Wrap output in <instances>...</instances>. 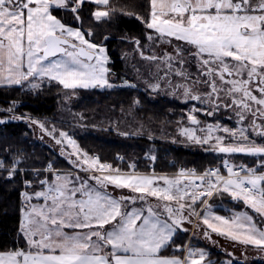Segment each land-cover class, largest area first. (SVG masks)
Instances as JSON below:
<instances>
[{"label":"snow or ice","instance_id":"1","mask_svg":"<svg viewBox=\"0 0 264 264\" xmlns=\"http://www.w3.org/2000/svg\"><path fill=\"white\" fill-rule=\"evenodd\" d=\"M85 2L98 6L92 13L97 22L117 12L125 14L111 0H0V85L23 87L27 82L35 89L40 84L32 81L47 78L73 91L115 87L109 82L105 49L54 14L71 11L79 20ZM130 15L158 37L174 38L194 49L190 56L199 76L192 78L180 69L174 74L208 91L194 94L188 83L174 87L182 90L186 101L206 107L190 110L186 118L194 127L181 128V135L217 153L253 157V163L224 159L203 174L181 169L173 178L157 177L138 172L135 163L128 171L113 168L82 152L66 132L60 131L57 139L53 128L48 134L57 144L66 138L75 150L70 154L77 157L74 163L91 175L83 179L55 172L51 181H40L44 190L22 193L26 207L20 231L25 246L0 250V264H212L203 249L187 245L176 246L177 251L186 249L182 257L161 255L178 230L187 231L182 229L185 220L201 216L197 204L211 233L264 253V0H150L147 19ZM182 51L177 48L175 58L166 54L169 71L163 79L173 70V59L181 66L185 63ZM149 87L159 90L161 85ZM221 108L232 111L240 127L201 126L198 113L213 116ZM0 170L9 179L21 171L16 161L6 167L2 160ZM46 171H52L51 166ZM25 185L32 186L30 181ZM109 187L134 195L115 196ZM225 195L250 211L216 214L209 200ZM33 199L43 203L32 204ZM204 235L211 238L208 231Z\"/></svg>","mask_w":264,"mask_h":264},{"label":"trees","instance_id":"2","mask_svg":"<svg viewBox=\"0 0 264 264\" xmlns=\"http://www.w3.org/2000/svg\"><path fill=\"white\" fill-rule=\"evenodd\" d=\"M111 4L125 14L120 15L117 12L111 19L97 22L92 13L98 6L89 2H85L79 10V20L71 11L59 10L54 14L67 24L79 26L87 33L91 32V40L106 46L109 55V76L110 79L114 77L115 87L73 91L64 89L58 82L48 79L41 80L40 87L36 89L26 88V84L23 87L0 86V107L17 105L14 112L10 113L0 109V121H3L0 123V160L4 161L6 167H11L13 161H16L20 169H25L17 172L11 179L6 171L0 170V250L25 246L20 231L25 204L22 193H33L43 188L40 181L47 176L44 170L46 167L71 169V162L67 158L35 137L25 117L26 113L36 118L53 114L58 108L57 102L67 95L65 93H78V98L71 107L77 120L82 125L94 128L97 126L99 129H77L73 130L71 135L83 150L99 157L103 162L128 169L129 163L133 161L140 171L155 169L162 172H177L180 163L191 166L190 169H196L198 172H205L217 165V152H194L184 147L171 146L169 143L160 147L155 164L147 162L145 154L151 138L144 130L153 133H160L163 129L172 130L176 121L184 117L189 108L176 97L170 96H180L181 91L175 92L169 87L158 91L149 87L157 81L154 76L155 59L148 57H153L157 52L151 49L146 52L142 45L147 44V34L152 31L147 29L141 19L133 18L130 14L147 19L150 0H111ZM168 39L172 42L175 40ZM135 41H139V44ZM130 44L134 45L132 50L128 48ZM132 57L135 59L130 63ZM139 58L141 62L137 61ZM123 78L134 82L136 87L120 86ZM159 94H162V97L157 99ZM109 125L116 130L124 129L130 133L125 138L117 135L114 129L101 131ZM138 130L142 132L137 134L135 131ZM159 143L163 142L158 141L157 144L160 145ZM120 154L124 157L121 163L118 160ZM233 156L241 159L250 157L243 154ZM35 169L40 170L39 173L33 172ZM25 181H30L32 186L26 187ZM236 203L239 204L234 208L244 207L242 202ZM220 210L224 211L223 208ZM178 243V238L173 239L164 251H172ZM215 254L216 256H210L214 259L213 264L226 258L223 251ZM234 264H264V260L240 259Z\"/></svg>","mask_w":264,"mask_h":264},{"label":"rangeland","instance_id":"3","mask_svg":"<svg viewBox=\"0 0 264 264\" xmlns=\"http://www.w3.org/2000/svg\"><path fill=\"white\" fill-rule=\"evenodd\" d=\"M152 32L150 34H147V36H152L154 37V39H149V41L147 42V44L142 45L144 50L147 52L149 49H151L152 51H157L160 48L164 49L165 52L167 53H173L169 48H171V46L174 47V44H176V47H180V48H191L190 46L184 45L182 44V42L173 40L170 41L168 38H160L158 37V34L155 32V30H151ZM165 38V40H164ZM170 41V42H169ZM96 43V42H95ZM98 44V43H96ZM99 45H103V44H99ZM105 46V45H104ZM133 44H130L128 46V48L130 50H132L133 48ZM135 59V57H132L130 59V63ZM138 62H141L140 58L137 59ZM107 67V66H106ZM109 69V65L107 67ZM109 78V82L116 85L115 80H113V76L110 79V76H108ZM49 80V79H48ZM33 83H39L41 85V80L37 81L34 80L32 81ZM129 85H134V87H136V84L134 82L129 81L126 78H123L120 86H129ZM195 92V90L200 89V86H191ZM26 88H31L30 84L26 85ZM34 89V88H33ZM36 89V88H35ZM202 90H207V88L201 87ZM180 94H182V90H180ZM67 94L64 99L60 100L57 102L58 104V108L57 110L51 114V115H47L44 116L42 118H36L33 117L32 115L26 113L25 117H27V121L29 122L30 126L33 129L34 135L35 137H38L39 139L43 140L48 146L52 147L55 151H57L61 156H64L65 158H67L70 162H71V169H54L51 168L52 171H46V169H48V167H46L45 173L47 174V176H49L48 174H51V176H54L53 173L55 172H59L61 174H71V175H80V176H90L91 173L85 172L82 169L78 168L76 163H74V161H76L77 157L75 155H70L71 153H74V149L71 145L67 144V140L66 138L63 139V142L61 144H57L56 140L53 138V136L49 135L48 132L51 131L53 128H55L56 130V138L57 139H61L58 135V133L60 131L66 132L68 134L69 137H71L73 140L76 141V146L82 151V152H86L85 150H83L77 140L74 138L73 135H71V132L73 130H77V129H81V130H86V129H93V130H99L97 128V126L94 127H87L85 125H82L81 122H79V120H77V116L74 114L73 110H72V104L76 101V98H78V93L77 92H69V93H65ZM17 107V105L12 104V105H8V106H2L0 107L1 111L5 112V113H10V112H14V109ZM197 108L196 106H191L187 112H185V116L181 117L180 119H178L176 121V125L172 130H165L163 129L160 133H153L151 131H147L144 130L145 133H147V135L151 138L150 140V144L147 145V151L145 156L147 157V162L151 163L152 165L155 164V161H157L158 158V153H159V149L161 146H166V143H169L171 146H176V147H184L186 149L192 150L194 152L197 151H202V152H208V151H212L210 148H208V146H202V145H197L192 143L191 141L187 140L183 135H181L180 129L183 127H194L190 121L187 120V115L190 112V110H192L193 108ZM12 109V111H8V109ZM222 110V112H215V114L213 116H207L205 114H203V112L198 113V119L201 121V126H203L204 124H216L219 123L220 125L223 126H227L229 128H237L240 127V125L237 124V120L235 115L233 114L232 111H228V110ZM1 119V118H0ZM43 123L45 125V128L42 129L40 127V124ZM125 125V123H123ZM47 129V131L45 130ZM114 129L113 127H110V125L108 127H106V129H102L101 131L103 132H107L109 130ZM116 133H118L117 135H120L121 137H127L129 135V131H125L124 129H114ZM137 134H140L142 131L138 130L135 131ZM134 133V132H133ZM136 136V135H135ZM163 142V143H159L160 145L157 144V142ZM162 144V145H161ZM169 147V146H167ZM162 148V147H161ZM215 152V151H213ZM216 153V152H215ZM90 155V154H89ZM219 159L217 162V165H222V162L224 159H229L230 162L233 163H244L247 164L249 166H251V164L253 163V157H245V159H241L239 157L236 156H229L226 154H216ZM92 156V155H90ZM151 156H155L156 159L152 160L150 159ZM96 157V156H93ZM118 160L121 162L124 161V157L123 155H118ZM103 162V161H101ZM103 163H108L111 164L110 162H103ZM135 162L131 161L129 163V165L133 164ZM136 164V163H135ZM184 163H180V167L179 170L181 168L184 169H190L191 166H185L183 165ZM216 165V166H217ZM214 166L210 167L213 168ZM113 168H120L124 171H128V169H124L121 168L120 166H113ZM209 168V169H210ZM22 171H25V169H21ZM136 170L140 173H144V174H151V173H155L157 175H165L168 176L169 178H173L175 177L179 170L177 172H162V171H156L151 170V171H140L137 169L136 166ZM40 170H33V172L35 173H39ZM50 172V173H49ZM221 172L226 174V170L221 168ZM45 176V177H47ZM44 180V179H43ZM111 188V189H110ZM44 189V188H41ZM108 190H113V192H117V193H121L119 194V196H129L130 194L134 195L133 193H131L129 190L127 189H115L113 187H109ZM27 192V191H25ZM35 192V191H34ZM129 192V193H128ZM29 194H32L30 192H27ZM125 193H128L127 195ZM152 202V201H151ZM238 201H232V199L228 196H214L213 198L210 199V204L213 205V207H216L218 209H233L235 207V205H238L239 203H236ZM153 203V202H152ZM230 203V204H229ZM155 204V203H153ZM26 207V204H24V207ZM173 207H175V205H173ZM246 206L244 205V208ZM259 220V218H258ZM259 225V223H258ZM195 227V231L197 232H193L191 233L189 232H180L178 235V242L184 243L187 240H191L192 241V246L193 247H200V246H207L208 251H209V255L211 257H213L214 255L216 256L215 253L223 251L226 254V258L227 259H232L233 261H238V260H248V261H252L254 259H261L264 260V253L258 252L255 248L253 247H245L243 245L240 244H236L234 242H230L227 241L226 239H222V238H218L215 236H211L210 235V239L207 238L204 235V231L201 229L200 230V226H198V223L194 224ZM203 231V232H202ZM215 251V252H214ZM228 253H231L232 255L229 256Z\"/></svg>","mask_w":264,"mask_h":264},{"label":"flooded vegetation","instance_id":"4","mask_svg":"<svg viewBox=\"0 0 264 264\" xmlns=\"http://www.w3.org/2000/svg\"><path fill=\"white\" fill-rule=\"evenodd\" d=\"M177 48H180V47L174 46V47L169 48L173 53H167V52H165L164 49L160 48L159 50L156 51L157 54L154 55V57H157V59H155V63H154V76H155L157 83H160V85H161V87L158 91H162L163 88L169 87V88H173L175 92H178V91H180V89H176L174 86L188 83L189 86H193V87L194 86H200L199 91L195 90L194 94L203 95L205 92H207V90L201 89V87L206 88L203 84H191L190 82L182 80L180 77H178L174 74L176 69H180V70L185 71L186 73L190 74V76L192 78H196L199 76V72H198V68H197V62L195 59H193L190 56V53L194 51V49H192V48H188V47L187 48H181V49H183L182 56H183L185 63L181 66L179 64H176L175 59H173V61H172L173 70L169 72V76L167 79H163L165 72L169 71V69L167 67V63L165 62V56H166V54H169L175 58ZM163 83H164V85H163ZM170 96L172 98L176 97L178 100H180L185 105H187L188 108H190L193 105L196 106L197 108L206 107L205 105H201V103L199 101H186L184 99L183 95H180V96L179 95L178 96L170 95ZM161 97H162V94H159L157 96V99H160ZM221 109H223V108H221ZM217 112H222V110H219Z\"/></svg>","mask_w":264,"mask_h":264},{"label":"crops","instance_id":"5","mask_svg":"<svg viewBox=\"0 0 264 264\" xmlns=\"http://www.w3.org/2000/svg\"><path fill=\"white\" fill-rule=\"evenodd\" d=\"M89 3H93V2H89ZM97 10V9H96ZM95 10V11H96ZM56 15V14H55ZM58 17V16H57ZM58 18H60V17H58ZM63 21V20H62ZM64 22V21H63ZM65 23V22H64ZM67 26H69V27H72V28H79L82 32H85L86 33V35H85V38L86 39H88L91 43H95L93 40H91L90 39V37H89V35H87V31L86 30H84V29H82L81 27H79V26H75V25H70V24H67V23H65ZM96 44V43H95ZM97 45H99V44H97ZM101 47H103L104 49H105V55L108 57V62L106 63V65L105 66H107L108 67V65H109V55H108V52H107V48H106V46H104V45H100ZM44 79H47V78H44ZM37 81L39 80H41V79H39V78H37L36 79ZM50 80V79H49ZM26 85H28L29 83H25ZM0 86H13V85H6V84H3V85H0ZM67 175V174H66ZM71 175V174H70ZM72 176H74V175H72ZM76 176V175H75ZM80 176V175H79ZM156 176L157 177H159V176H165V175H157L156 174ZM80 177H82L83 179H87L88 178V176H80ZM45 179H47V180H49V181H51L52 179H54V176H47V177H45L44 178V180ZM91 182V181H90ZM162 183V182H161ZM111 189V188H110ZM42 190H44V189H39V190H37V191H42ZM37 191H35V192H37ZM109 192H112L115 196H119V194H121V193H117V192H113V190H108ZM34 193V192H33ZM129 193V192H128ZM128 193H125L126 195L128 194ZM130 195H132V194H130ZM152 202L153 203H156V201L153 199L152 200ZM31 203L32 204H37V203H43V201L42 200H36V199H33L32 201H31ZM209 203H210V200H209ZM137 206H139V205H137ZM213 210L216 212V214H218V215H224V216H229L230 214H231V212L232 211H240V212H243V211H250L249 209H247V207H242V208H233V209H224V211H222V210H220V209H218V208H216V207H213ZM196 211L197 212H200L201 213V216H191L190 218H189V220H185L184 222H183V225H182V229H186L187 231H184V230H178L176 233H175V235H174V238L173 239H176V238H178V235H179V233L180 232H182V233H184V232H191V233H193V232H197V231H195V227H194V224H196V223H198V226H200L201 228H200V230L202 229L203 231H204V233H205V231H208L209 232V234L211 235V236H215V237H218V238H222V239H226L227 241H230V242H233V241H231L230 239H228L227 237H225V236H220V235H217V234H215V233H211V231L210 230H208L207 229V226L206 225H203V223H202V215H203V208H202V206L201 205H199V204H197V206H196ZM251 214V213H250ZM184 215H188V213H187V211L184 213ZM258 218L259 217H256V219H257V222L259 223V220H258ZM202 231V232H203ZM234 243H236V242H234ZM236 244H238V243H236ZM177 245H180V246H185V245H187V246H191V247H193L192 246V241L191 240H187V241H185L184 243H181V242H179ZM177 245H175L173 248H172V251H170V252H165L164 250L165 249H163L162 250V252H161V255H163V256H166V257H171V256H184V255H186V249L185 250H181V251H177L176 250V246ZM251 247V246H250ZM194 248H198V249H203L206 253H207V257H206V259L207 260H210L211 262H213L214 261V259L213 258H211L210 257V255H209V251H208V248H207V246H198V247H194ZM228 260H231L232 261V264H234L235 263V261H233L232 259H227V258H225V260H223V261H221V262H218V263H215V264H224V262L225 261H228ZM213 264V263H212Z\"/></svg>","mask_w":264,"mask_h":264},{"label":"built area","instance_id":"6","mask_svg":"<svg viewBox=\"0 0 264 264\" xmlns=\"http://www.w3.org/2000/svg\"><path fill=\"white\" fill-rule=\"evenodd\" d=\"M215 168H216V167H215ZM212 169H214V168H212ZM192 170H195V169H192ZM195 171H196V170H195ZM196 173H197L198 175H199V174H203V173H199V172H197V171H196ZM224 174H225V173H224Z\"/></svg>","mask_w":264,"mask_h":264}]
</instances>
